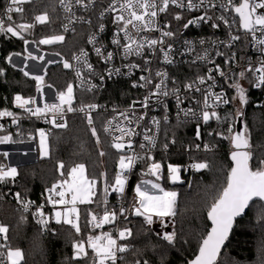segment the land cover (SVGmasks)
Returning <instances> with one entry per match:
<instances>
[{
	"label": "snow or ice",
	"instance_id": "1",
	"mask_svg": "<svg viewBox=\"0 0 264 264\" xmlns=\"http://www.w3.org/2000/svg\"><path fill=\"white\" fill-rule=\"evenodd\" d=\"M31 0H10V4L7 7V13L13 11L23 14L24 9L22 5L24 3H30ZM207 3L208 7H217L216 3L212 0H199L198 3H194V0H112L107 8L101 12V17L105 15H111L112 23L117 26L116 32L113 34L112 43L118 48L122 49V57L127 58L129 56H141L143 55L144 49L148 48L153 52L156 51L157 45L164 44V37H172L174 33L172 31H163L157 27L158 13H164L169 9V6H175L180 9L187 11L198 10L204 7ZM60 4L63 6L64 11L72 13L73 0H60ZM74 4L83 9H89L95 4V0H74ZM15 6V7H13ZM219 7L224 11L230 9L239 17L240 27L247 33L252 35L253 41L259 46V50L264 52V0H241L239 4H236L234 0H221ZM75 15L74 13H72ZM8 20H12L11 15H8ZM77 19H82L77 17ZM176 20H181L182 16L177 13L174 17ZM212 17L207 14V10L203 15L189 20L184 25V28H188L189 25H196L200 22L207 23ZM219 20L230 27L229 21L225 19L223 15L218 17ZM50 22V17L47 12L36 15L34 17V23L22 22L15 26L9 25L4 26L3 20H0V33L5 35L11 34L13 37L21 39L25 44L24 60H39L44 61L43 55H34L33 52L28 51L27 45L29 43H37L38 45H52L56 43H62L65 39L64 35H52L39 39V41H29L25 38V33H28L35 27L36 24H47ZM213 27H219V24L213 23ZM165 28L169 25H165ZM100 31L104 30V25L99 26ZM65 32L68 31V25H63ZM146 31H159V38H149L140 36L142 32ZM261 33V38L256 36V33ZM135 33V35H133ZM121 34L124 43H121ZM139 37V39H137ZM240 37L231 36V40H238ZM89 44L93 45L94 51L97 56L101 57L105 64H111L114 53L107 52L103 47H97V39L95 36L90 37L88 40ZM204 44V41H200ZM231 47V44L225 45ZM160 51L164 53L165 60L169 63L168 53L171 51V45H168V51H165L163 47ZM21 56V53L10 54L6 60L9 64H12V56ZM59 56L60 53H55ZM217 55H223L217 52ZM204 57H198V59H206ZM78 65H81L83 70L87 72L88 78L85 77L84 71L81 67L76 68V77L79 83L76 87L87 91L93 92L97 89V85L92 83L91 76L97 75L93 65L88 60V52L81 49L78 56H74ZM232 58L225 60L226 64L232 62ZM58 61H48V64L57 63ZM64 68H72L73 65L67 60H63ZM150 60H145V65L150 64ZM13 67L16 65L13 64ZM131 72L133 69H139V65L130 64L126 65ZM27 63L24 67L19 68V71L26 77H31L36 81L37 92L40 93V99L42 106L38 103L37 98L28 97L25 98L21 95L14 97L15 107L22 109L29 117L42 118L46 122L51 123L54 127L64 128L67 127V121L65 119L66 113L81 112L84 113L89 125L91 135L96 137L97 144L100 143V137L97 134V129L94 126L92 113L95 112L100 106L97 104H81L79 107H74V101L76 99L74 93V86L69 83L65 90L59 91L56 94L57 102H46L44 101L43 92V75H32L28 70ZM150 71L149 69H145ZM215 71L219 72L222 77L227 78V74L220 68V65H215ZM213 69L208 70L207 76H198L196 81L189 82L184 85L186 91L202 92L203 94V107L201 113L197 117V114L192 109H180L183 112L184 117L194 116L201 119L205 124L210 120L215 119L216 121L227 120L228 117H221L216 111L223 104L230 103L227 95L224 92H215L216 87L215 77L212 75ZM245 72H252L255 77L254 87L260 88L264 86V61H262L259 67L253 68L249 64L245 71L239 73V78H245ZM119 74L120 69L109 68L107 75L111 77L113 74ZM3 74V69H0V75ZM155 75L160 77L159 83L154 85V90L149 91L148 95L144 97L140 106L144 109L149 107V102L155 97L157 102L160 97H167L169 95H176L177 106L182 103L179 96V89L169 90L166 84L167 74L163 72H156ZM100 80H104V76L101 75ZM140 81L142 83H133V87L147 88L153 84L151 75L141 76ZM208 81L210 84L204 89H201L199 85H204ZM48 87H52L48 85ZM230 87H234L236 90V96L233 99L238 98L241 105L247 104L246 90L241 86L239 80H234ZM136 101H133L132 106L123 111L117 112L112 118L108 119L104 125V133L111 138V147L114 148L120 155L118 159L117 172L114 177V182H109L106 173H101V179L104 182L103 186V199L98 202L103 205L102 216L93 212L88 211V224L93 229H102L104 225H114L118 220V216H123L127 220L129 211L132 215L143 217L144 222L151 226L153 224V217L160 218L163 225V218L168 216H175V205L177 199V193L175 191H165L161 186L160 180L163 178L164 165L157 161L151 154L152 149L156 146L157 135L160 131L161 121L156 117L151 120L152 127H143L142 132H137V128L141 127V121L145 119L146 112L141 115H136ZM167 106L165 105V108ZM115 112L116 110L113 109ZM237 115H242L241 112H237ZM9 117L13 125H18L20 117L14 112L7 109L0 110V118ZM179 121V112L177 114ZM167 114L164 117V121L167 122ZM155 129V131H153ZM4 131V126L0 124V132ZM39 134V150L41 156L48 155V133L43 129H38ZM229 136H224L223 133H217L218 135L231 139L234 151L231 152V160L233 166L227 175L226 186L223 187L219 195L214 199V202L210 205L207 213L208 219L211 221V230L207 233V236L203 238L199 248V255L196 257L191 264H215L218 253L220 252L221 246L224 241L228 238V234L232 228L233 221L236 217L244 213L245 209L249 207L250 202L254 198H258L260 201H264V159L260 160V167L253 169L250 165L252 160V152L249 151L250 135L248 134L247 127L242 132L233 133V128L229 125L228 129ZM151 133V134H150ZM142 135L143 142L139 144L141 149L140 153H137L134 148V138ZM211 135V133H209ZM33 138V137H30ZM196 138H200V128L197 126ZM12 142V135H0V143ZM175 143V140L172 141ZM168 145H164V149L167 150ZM199 150L200 145L195 146ZM205 149H208V145H204ZM5 157L8 153L3 154ZM101 156L105 155L104 152L100 153ZM138 161H144L145 170L141 173V179L136 184L133 197V203L131 209L120 207L119 213L114 210H109L107 197L111 193H116L123 198L125 193V187L128 183L129 176L134 169ZM190 168L200 171L208 167L206 162H194L189 165ZM58 168L61 170V176L64 175L63 169L64 164L60 162ZM187 170V169H186ZM168 178L173 182L180 181V168L172 164L167 165ZM18 175L17 167L5 166L0 164V182L7 180H14ZM67 179H63L58 184H54L49 189L48 202L54 206H62L60 209L54 211V217L56 223H64L71 225L75 229L76 233H80V209L78 205L81 204H92L94 197L96 196L97 179L95 177L90 178L86 174V167L84 164H77L70 169L67 174ZM52 193L55 194L53 198ZM17 200H20V194L16 193ZM30 202L23 203L25 210L28 209ZM43 206L37 209L35 215H37L38 223L47 226L49 219L45 217L43 212ZM166 227V225H163ZM7 226L0 225V237L3 241H7ZM159 235V234H158ZM132 236V230L130 228H120L117 230L116 237L113 236L111 231L101 232L99 235H89L87 241L80 240L73 243L74 259H83L89 257L88 249L92 250V256L90 257L91 264H117L118 259L122 260L124 253L129 251L127 244L118 243V241L127 240ZM163 240L169 244L175 242L176 233L165 232L162 237ZM5 249L6 253H5ZM24 259V254L21 250H12L6 243H0V264H21ZM136 264H141L139 260ZM143 264H149V261L144 260Z\"/></svg>",
	"mask_w": 264,
	"mask_h": 264
},
{
	"label": "trees",
	"instance_id": "2",
	"mask_svg": "<svg viewBox=\"0 0 264 264\" xmlns=\"http://www.w3.org/2000/svg\"><path fill=\"white\" fill-rule=\"evenodd\" d=\"M2 2V0H0ZM47 12L50 22L36 24L33 29L25 33L29 41H39L41 38L63 34L62 43L52 45L32 46L55 55L60 53L57 63L47 64L43 72V83L52 97L57 92L66 89L69 83L73 84L70 69L63 66V60L70 62L72 54L84 46V36L80 33L64 34L61 30V13L57 0H31L24 4V12L11 15L4 22L7 27L19 23H34L36 15ZM28 44V45H29ZM24 41L13 37L10 33H0V108L11 109L13 94L20 92L25 96L36 95L37 84L19 71L20 66L13 67L6 58L13 53L25 54ZM28 48V46H27ZM51 85L52 87H48ZM125 83L115 82L109 87V94L118 101L121 87ZM75 101L78 106L96 100L94 95H89L74 87ZM257 93L252 89L247 90V104L241 117L244 127L250 135L252 152L250 165L253 169L260 167L259 161L264 159V106L257 105ZM104 98V96H103ZM233 104L224 110L219 124L209 125L200 130V138H196L193 123H167L160 130L157 148L152 156L164 165L161 186L165 190L177 192L175 205L176 215L173 216L172 231L176 238L169 244L144 224L143 217L132 216L120 223L122 228H130L132 236L125 240L129 251L122 254L123 259L119 264H136L144 260L149 264H187L197 254L202 239L206 236L211 223L207 213L214 199L226 186L227 175L233 166L230 154L232 152L231 139L224 138L217 133L229 136V125L235 132ZM102 117L93 118L94 126L100 137L97 144L96 137L91 135L89 125L81 116L67 118V127L55 128L48 136L49 155L36 157L35 160L17 164L18 175L14 180L0 182V222L7 226V241L11 248H18L24 254L21 264H91L92 250L88 249L89 257L74 259L73 243L87 241L93 235L88 224V211L94 210L103 213V205L98 202L103 199L104 182L101 173H106L109 182H114L117 172L119 153L112 148L111 143L103 132ZM211 133V135H209ZM4 132H0L3 135ZM13 141L19 139L12 136ZM175 140V143L172 141ZM208 142L211 148L208 151L196 150V144ZM167 144V150L164 145ZM105 155L101 156L100 153ZM190 159L206 162L208 167L197 173H183L182 182L170 183L167 175V163L184 164ZM63 162L64 175L58 164ZM84 164L86 174L97 179L96 196L92 204L80 206V233H76L71 225L56 223L52 218V210H48L49 222L43 229L34 222L31 214L16 210L12 199L16 193L21 198L30 199L38 203L47 202L46 189L65 179L70 168L77 164ZM0 164L7 166V159L0 153ZM145 170L144 161H138L131 172L126 188V198L133 192L136 184L141 179ZM116 193L107 197L108 207L114 203ZM215 264H264V201L255 199L250 202L244 215L233 222L228 238L221 246Z\"/></svg>",
	"mask_w": 264,
	"mask_h": 264
},
{
	"label": "built area",
	"instance_id": "3",
	"mask_svg": "<svg viewBox=\"0 0 264 264\" xmlns=\"http://www.w3.org/2000/svg\"><path fill=\"white\" fill-rule=\"evenodd\" d=\"M67 2V0H65ZM186 2V0H185ZM199 0H194V3H198ZM213 3L217 4V7L212 8L208 7L207 3L204 7L199 8L198 10L187 11L184 9L177 8L175 6L170 5L169 9L164 13H158L157 17V27L163 31H172L174 35L172 37H164V44L157 45L156 51L153 52L152 50L145 48L143 55L141 56H129L126 59L122 57V49H118L113 43V34L117 30V26L112 23L111 15H105L101 17V12L104 11L105 8L112 3V0H95L94 6L89 9H83L79 6L74 4L73 0V8L72 13H67L64 11L63 6L60 4V0H57L58 8L61 13V21L60 26L61 30L64 34H76L80 33L84 36V46L77 49L71 56L70 64L73 65L70 69L72 79H73V86L76 89H79L89 95H94L96 100L88 103V104H97L100 107L92 113V118L97 115L102 117V125H104L106 121L112 118L117 112H123L129 109L133 101H136V115H141L146 112L145 119L141 121V127L137 128V132H142L143 127L147 126L149 128L152 127L151 120L153 117H156L161 121L160 130L164 124L167 123H193V129L197 132V126L199 125L200 130L203 128H207L209 125H216L219 124L220 121H216L215 119L210 120L207 124H205L201 119L197 117L201 113L203 107V94L202 92L196 91H186L184 85L196 81L198 76H207L208 70L213 69L212 75L215 77L216 87L214 89L215 92H224L230 103H232L233 97V90L234 87H230L234 80H239V82H244L246 91L252 89L257 93V105L264 106V86L260 88L254 87L255 84V77L253 76L252 72H245V78L240 79L239 73L241 71H245L249 64L252 65L253 68L259 67L260 63L264 61V52L259 50V46L255 44L253 41L252 35L242 30L240 27V21L238 15H236L231 9L229 11H224L219 7V3L221 0H212ZM226 3L227 0H224ZM236 4H239L241 0H234ZM10 4V0H2L0 2V20H3V23L7 19L8 15H13L18 12L13 11L12 13H7V7ZM25 4V3H24ZM24 4L22 5L24 9ZM15 7V6H13ZM207 10V14L212 17L207 23L200 22L196 25H189L188 28H184V25L188 23L189 20H192L196 17H199L204 14ZM179 13L182 16L181 20L174 19L175 15ZM223 15L225 19L229 21L230 27L225 25L223 21L219 20L218 17ZM77 17H81L82 19H77ZM213 23L219 24V27H213ZM68 25V31L65 32L63 29V25ZM103 24L104 30L100 31L99 26ZM165 25H169V27L165 28ZM135 35V33H133ZM238 36L240 37L238 40L232 41L231 36ZM95 36L97 39L96 46L103 47L105 50V55L107 52H113L114 57L111 64H105L101 57L97 56L93 45L88 43L90 37ZM123 34H121V43H124L122 38ZM140 36L149 37V38H159L160 32L159 31H146L142 32ZM256 36L261 38V33L257 32ZM139 39V37H137ZM203 40L204 44H201L200 41ZM231 44V47H226L225 45ZM168 45H171V51L168 53V60L171 61L170 63L165 60L164 53L160 51V48L163 47L165 51H168ZM81 49L88 52V60L93 65L95 72L97 75L91 76L90 79L92 83L97 85V89L93 92L84 91L76 85L79 83L76 77V68L81 67V65L77 64V61L74 59V56H78L80 54ZM217 52L222 53L223 55H217ZM205 54L207 55L206 59H198V57H204ZM232 62L229 64L225 63V60L228 58H232ZM145 60H150L151 63L147 66L145 65ZM135 64L139 65V69H133L129 72V69L126 65ZM215 65H220V68L227 74L226 77H222L219 72L215 71ZM109 68L120 69L119 74H113L111 77L107 75V70ZM149 69L145 70V69ZM163 72L167 74L166 84L169 90L172 89H179V96L181 98L182 103L177 106V99L176 95H169L167 97H160L159 100L161 102H157L156 98L154 97L149 102V107L144 109L140 106L141 102L144 100V97L148 95L149 91L154 90V85L159 83L160 77L155 75L156 72ZM84 75L88 78V74L84 71ZM104 76V80H100V76ZM149 76L151 75L153 79V84L149 85L147 88L143 87H133V83H142L140 81L141 76ZM30 80H33L31 77H28ZM115 82H122L125 83L123 87H121L120 96L118 101H115L111 98L109 94V87ZM211 81H208L204 85H199L201 89H204L210 84ZM43 92H44V101L52 103L57 102L56 97L48 96L47 86L43 83ZM21 95L25 98L28 97H35L37 98L38 103L42 106V101L40 99V93H36V95L25 96L20 92H16L13 94L12 101H11V109L9 111L14 112L16 115L20 117L19 124L13 125L11 123V118L3 117L0 118V124L4 126V134H11L12 136L19 139V142L28 141L34 143L36 139V132L38 129L45 130L48 133V136L53 133L54 127L51 123L46 122L44 119L36 118V117H29L27 113H25L22 109L15 107L14 105V97L16 95ZM104 96V98H103ZM223 104L216 111L222 116L224 110L230 105ZM165 105L167 106L165 108ZM74 107H79L74 103ZM113 109L116 111L114 112ZM180 109H192L196 114L197 117L189 116L184 117L183 112ZM0 110H5L4 108H0ZM179 112V121L177 119V114ZM167 114L168 120L167 122L164 121V117ZM72 116H81L84 118L85 122L87 123V119L84 113L81 112H73V113H66L65 119L72 117ZM88 124V123H87ZM155 131V129H153ZM104 132V131H103ZM151 134V133H150ZM104 135L107 137L108 141L111 143V138L107 136L105 133ZM160 131L157 135L156 146L152 149V152L155 151L157 148V144L159 141ZM196 135V134H195ZM33 137V138H30ZM134 148L137 153L141 152L139 148V144L143 142L142 135L137 136L134 138ZM197 145V144H196ZM200 145L199 151H208L211 148V145L208 142L198 143ZM204 145H208V149L206 150ZM197 150V149H196ZM7 151H4L0 148V153L4 154ZM8 153V152H7ZM25 153V151H24ZM5 157V156H4ZM6 158V157H5ZM194 162H201V161H194L190 159L187 163L184 164H172L175 166H179L180 172L184 171L185 173H197L200 171H196L189 167L190 164ZM170 163H167V165ZM187 169V170H186ZM131 175V174H130ZM130 179V176H129ZM129 182V180H128ZM128 185V183H127ZM123 198L118 195L114 203L111 204L108 208L109 210H114L119 213V209L121 206L131 209L134 197V191L126 198V188ZM46 189V198L47 202L45 203H38L36 201L21 198L17 200L16 196L12 199V203L16 210L26 212L31 214L34 222H36L42 229L45 227L44 225L39 224L38 216L35 215L37 209L40 206H43V212L45 217L48 218V210H53L54 206L48 202V197L50 195L49 189ZM53 198L55 194L52 193ZM30 202L29 207L27 210L24 209L23 203ZM93 212L97 213L96 211L92 210ZM102 216L103 213H97ZM127 219L134 216L129 211L126 213ZM166 217L163 218V225L165 223ZM144 220V218H143ZM125 218L123 216H118V220L114 225H104L102 229H93L90 225L89 228L93 235H99L101 232L111 231L113 236L116 237L117 230L122 228L120 227V223L124 222ZM145 226L153 229L155 226L162 227V223L160 218L153 217V224L151 226L147 225L144 222ZM170 226V223H167ZM0 225H3L0 222ZM72 228V227H71ZM165 232L159 234L160 237ZM0 243H6V245L10 246L8 241H3L2 237H0ZM118 243L126 244L125 240L118 241ZM6 251V249H5ZM120 259H118L117 264H119Z\"/></svg>",
	"mask_w": 264,
	"mask_h": 264
},
{
	"label": "rangeland",
	"instance_id": "4",
	"mask_svg": "<svg viewBox=\"0 0 264 264\" xmlns=\"http://www.w3.org/2000/svg\"><path fill=\"white\" fill-rule=\"evenodd\" d=\"M59 35H63V34H59ZM28 46V51H31V52H33V54L34 55H37V56H39V55H43L44 56V61H39V60H27V61H25L24 60V56H26L27 55V53L25 52V54L24 55H21V56H16V55H13L12 56V64H14V65H17V66H20L21 68L22 67H24V64L25 63H27V66H28V68H27V70L32 74V75H42L43 74V72H44V70H45V67H46V65L48 64L47 62L48 61H53V60H55V59H59L60 57L59 56H57V55H53V54H50V53H47V52H45V51H42V50H40V49H38V48H36V47H34V46H32L31 44H29V45H27ZM240 83V82H239ZM241 84V86L245 89V85H244V82H241L240 83ZM246 90V89H245ZM247 92V91H246ZM47 94H48V96H50L51 98H52V96L48 93V91L46 92ZM237 94H236V90H235V88H234V90H233V97H235ZM233 97H232V104H233V107H234V118L235 117H238V116H240V115H237V112L239 111V112H241V113H243V110H244V106L245 105H241V103H240V101H239V99L238 98H236V99H233ZM36 134H37V136H36V139H35V142H34V145H35V147H33L34 148V155L33 154H31V156H27L26 158H23V159H20L19 161H21V162H25V161H30V160H33L34 158H36V157H40V158H42V157H47L48 155H49V146H48V155L47 156H41L40 155V150H39V140H40V138H39V134H38V131L36 132ZM24 142H28V141H24ZM24 142H22V143H24ZM12 143H15L14 141H12ZM11 143V144H12ZM47 143H48V140H47ZM7 166H13V167H17V165L15 164V163H13V162H8L7 163ZM71 169V168H70ZM70 171V170H69ZM68 171V172H69ZM163 172H164V170H163ZM183 173H185L184 171H181L180 172V181H178V182H175V184H178V183H180V182H182V174ZM68 174V173H67ZM164 174V173H163ZM167 175H168V173H167ZM68 177H66L65 179H67ZM163 179V178H162ZM161 179V180H162ZM161 180H160V183H161ZM168 180H169V182L170 183H173L169 178H168ZM60 182V181H59ZM56 184H58V183H56ZM165 191H174V190H165ZM176 192V191H175ZM177 193V192H176ZM82 205H85V204H81V205H78V207H79V209H80V206H82ZM62 206H56V208L55 209H53L52 210V218H53V220L55 221V217H54V211L56 210V209H60ZM167 223H170V226H168V224ZM172 223H173V216H168V217H166V219H165V223H164V225H166V227L165 226H162V227H160V225L159 226H155L152 230L158 235V234H161L162 232H171L172 231ZM12 250H15V249H18V248H11ZM7 250V249H6ZM20 250V249H19ZM5 253H6V251H5Z\"/></svg>",
	"mask_w": 264,
	"mask_h": 264
},
{
	"label": "crops",
	"instance_id": "5",
	"mask_svg": "<svg viewBox=\"0 0 264 264\" xmlns=\"http://www.w3.org/2000/svg\"><path fill=\"white\" fill-rule=\"evenodd\" d=\"M13 141V140H12ZM15 142V141H14ZM0 143V148L3 149L4 151L8 152V156L6 157L7 163L8 162H13L16 165L19 163H24L19 161L20 159L26 158L27 156H31V154L34 155V148L35 145L32 142H15V143ZM25 151V153H24ZM34 158L33 160H35ZM30 160V161H33ZM29 162V161H25Z\"/></svg>",
	"mask_w": 264,
	"mask_h": 264
},
{
	"label": "water",
	"instance_id": "6",
	"mask_svg": "<svg viewBox=\"0 0 264 264\" xmlns=\"http://www.w3.org/2000/svg\"><path fill=\"white\" fill-rule=\"evenodd\" d=\"M242 30H243V29H242ZM243 31H244V30H243ZM242 131H244V127H243L242 122H241V117L238 116V117H237V120H236V122H235V132H242ZM235 132H234V133H235ZM231 144H232V143H231ZM232 151H234L233 146H232ZM230 157H231V154H230ZM232 163H233V162H232ZM255 199H258V198H254V200H255ZM245 211H246V209H245ZM245 211H244V213H245ZM244 213H242L240 216L236 217V218L234 219V221H235L236 219L242 217V216L244 215ZM234 221H233V222H234ZM210 223H211V221H210ZM211 227H212V224H211V226H210L208 232L211 230ZM208 232H207V233H208ZM206 236H207V234H206ZM206 236H205V237H206ZM205 237H204V238H205ZM202 240H203V239H202ZM201 243H202V241H201ZM200 245H201V244H200ZM199 248H200V246H199ZM198 255H199V249H198L197 254L194 256V258L191 259L187 264H191V262L194 261Z\"/></svg>",
	"mask_w": 264,
	"mask_h": 264
}]
</instances>
